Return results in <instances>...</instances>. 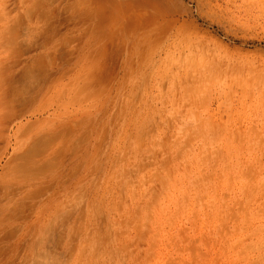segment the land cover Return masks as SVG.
<instances>
[{
	"label": "rangeland",
	"instance_id": "obj_1",
	"mask_svg": "<svg viewBox=\"0 0 264 264\" xmlns=\"http://www.w3.org/2000/svg\"><path fill=\"white\" fill-rule=\"evenodd\" d=\"M57 263L264 264V0H0V264Z\"/></svg>",
	"mask_w": 264,
	"mask_h": 264
},
{
	"label": "bare ground",
	"instance_id": "obj_2",
	"mask_svg": "<svg viewBox=\"0 0 264 264\" xmlns=\"http://www.w3.org/2000/svg\"><path fill=\"white\" fill-rule=\"evenodd\" d=\"M48 40V39H47ZM38 61V60H37ZM36 62V61H35ZM38 65V64H37ZM34 66V65H33ZM30 72V71H29ZM25 73H26V71H25ZM28 73V72H27ZM28 75H30L29 73H28ZM31 84V83H30ZM33 84V83H32ZM34 85V84H33ZM28 86H30V85H28ZM59 255V254H58ZM61 256V255H60ZM60 258V257H59ZM57 260V259H56ZM58 264V263H57Z\"/></svg>",
	"mask_w": 264,
	"mask_h": 264
}]
</instances>
